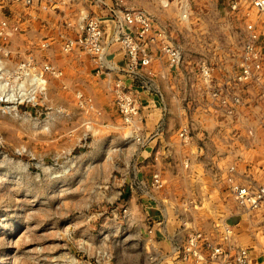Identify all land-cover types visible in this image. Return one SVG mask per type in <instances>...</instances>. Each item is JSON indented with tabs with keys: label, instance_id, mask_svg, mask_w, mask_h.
Instances as JSON below:
<instances>
[{
	"label": "rangeland",
	"instance_id": "rangeland-1",
	"mask_svg": "<svg viewBox=\"0 0 264 264\" xmlns=\"http://www.w3.org/2000/svg\"><path fill=\"white\" fill-rule=\"evenodd\" d=\"M82 3L65 12L38 13L47 20L59 16L58 24H64L81 16L87 9ZM188 16L189 29L174 19L169 30L189 61L231 64L242 48L238 18L202 6ZM63 31L77 33L56 29ZM54 46L60 47L50 48ZM47 50L33 48L41 65L48 63L43 57ZM22 54L10 56V68L20 63ZM54 54L62 65L60 79L48 73L39 85L33 74L9 84L0 78V264H176L169 254L150 261L154 240L149 231L159 221L147 222L151 228L146 237L140 221L133 219L137 206L131 200L150 175L151 158L142 154L148 145L127 139L130 129L116 106L99 107L77 84V74L63 69L65 55ZM77 55L74 59L84 64L85 56ZM78 90L85 96L83 106ZM11 94L15 96L9 98Z\"/></svg>",
	"mask_w": 264,
	"mask_h": 264
},
{
	"label": "built area",
	"instance_id": "built-area-1",
	"mask_svg": "<svg viewBox=\"0 0 264 264\" xmlns=\"http://www.w3.org/2000/svg\"><path fill=\"white\" fill-rule=\"evenodd\" d=\"M82 2H86L87 9L81 12V16L70 17L58 26L60 29L77 30L75 36L63 31L56 36H44L38 42H31L28 52H19L23 53L19 55L20 63L10 68V56H15L10 49L13 39L24 33L20 25L22 16L13 18L8 13L12 7L22 6L28 15L34 11L49 14L65 12L71 4H84ZM169 4V0H162L163 7L168 8ZM225 15L238 18L239 23L236 24L243 25L242 48L231 64L221 66L203 58L189 61L185 49L172 38L170 32L147 11L129 6L128 0H0V78L9 84L15 77L33 74L34 81L39 85L45 82L44 76L48 73L60 79L62 70L50 63L41 65L33 52L34 47L44 51L59 44V48L67 54L80 51L86 55L94 65L96 77L117 74L113 95L118 114L124 126L130 129L127 139H135L143 147L149 144L151 137L162 135L164 126L160 122L151 137L143 136L146 121L137 90L141 88L154 92L165 114L168 110L167 98L159 79L169 80L170 87L181 93L179 99L190 122L176 135L184 143L193 140L192 123L201 115L240 117L251 108L252 92L256 94L261 108L260 124L264 130V0H232ZM181 16L188 19L187 13ZM188 27L189 24H186ZM116 46L123 51L124 67L109 60L111 50ZM76 93L81 105H85L83 92L78 90ZM154 159L159 161L160 157L155 156ZM188 164L187 161L184 165L188 168ZM226 183L230 196L241 210L254 218L264 216V184L245 182L235 166L230 168ZM141 188L145 193L164 191L166 182L161 170L153 174L149 185L141 182ZM124 214L126 217L130 215L126 209ZM186 224L183 222L181 225L186 228ZM234 233L235 229L225 221L217 226L215 236L189 229L186 242L173 246L169 256L181 264H253L252 250L237 246L232 240ZM149 234L153 235L152 228ZM152 243L154 251L148 253L150 261L155 262L157 254L162 253L156 247V241Z\"/></svg>",
	"mask_w": 264,
	"mask_h": 264
},
{
	"label": "crops",
	"instance_id": "crops-1",
	"mask_svg": "<svg viewBox=\"0 0 264 264\" xmlns=\"http://www.w3.org/2000/svg\"><path fill=\"white\" fill-rule=\"evenodd\" d=\"M231 1L170 0L168 8L162 6L161 0H128V4L150 13L172 36L169 30L172 24L170 21L178 19L177 24H187L188 20H191L189 13L191 14L198 6L213 8L220 14H225ZM83 10L84 7L81 6L80 11ZM8 13L14 16L13 18L22 16L20 25L24 33L13 39L10 48L15 56L19 52H28L33 40H40L44 36H56L58 33L56 28L61 20L59 16L47 20V16L44 17L37 11L28 15L19 5L12 7V11ZM184 13L188 14L187 21L181 16ZM58 51L66 58L63 69L65 67L77 74L75 78L77 84L95 97L99 107L106 109L110 105L116 106L113 86L117 74L96 77L94 65L86 55L80 51L66 55L58 46L44 52V60L62 68L54 54ZM111 53L109 60L124 67L122 49L116 46L112 48ZM77 54L85 56L84 64L81 65L74 59ZM113 55L116 56L112 58ZM159 85L167 98L168 110L165 114L162 113L160 102L154 92L141 88L137 90L146 121L143 136L151 137L157 131L160 122L164 126L163 134L151 137L148 146L143 149L142 154L146 155L144 157L151 159L148 161L150 175H146V183L142 182L149 185L153 174L161 170L166 188L162 192L151 193H145L142 188L139 193H135L134 199L131 200L137 206L136 216L132 214L133 219L140 221L146 237L151 228L147 222L159 221L154 224L153 235L150 236L154 238L156 247L164 255L170 254L173 246L186 242L189 229L215 236L217 226L220 224L218 222L225 221L235 227L234 242L239 246L247 245L252 250L253 264H264V231L261 232L264 230V217L254 218L241 210L236 200L230 197L226 183L230 168L235 166L245 182L257 181L264 184V130L260 124L261 108L256 94L251 93V108L246 109L240 117L223 114L199 116L192 123L193 140L184 143L176 135L180 128L190 122L183 102L179 99L181 93L170 87L169 80L159 79ZM125 137L127 138L126 135ZM155 156L160 157L159 161H155ZM187 161L188 168L184 165ZM145 168L147 167L144 166L143 169ZM128 217H131V213ZM183 222L188 223L186 228L181 225ZM176 264L181 263L176 261Z\"/></svg>",
	"mask_w": 264,
	"mask_h": 264
},
{
	"label": "bare ground",
	"instance_id": "bare-ground-1",
	"mask_svg": "<svg viewBox=\"0 0 264 264\" xmlns=\"http://www.w3.org/2000/svg\"><path fill=\"white\" fill-rule=\"evenodd\" d=\"M44 80H45V79H44ZM35 82H36V81H35ZM36 83H37V82H36ZM44 85H45V84H43V87H44ZM43 87H42V88H43ZM9 94H10V93H9ZM9 94H8V95H9ZM11 95H12V94H11ZM11 95H10V96H11ZM13 96H15V95H12L11 97L8 96V97H9V98H13ZM23 96H24V95H23ZM4 97H5V96H4ZM32 97H33V96H32ZM34 97H35V96H34ZM30 98H31V96H30ZM28 99H29V98H28ZM34 100H35V99H34Z\"/></svg>",
	"mask_w": 264,
	"mask_h": 264
}]
</instances>
